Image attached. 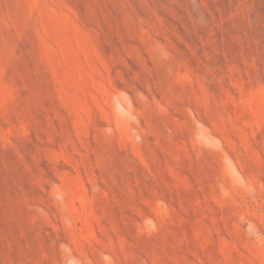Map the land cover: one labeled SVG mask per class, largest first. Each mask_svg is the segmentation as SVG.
Listing matches in <instances>:
<instances>
[{
	"label": "rangeland",
	"instance_id": "rangeland-1",
	"mask_svg": "<svg viewBox=\"0 0 264 264\" xmlns=\"http://www.w3.org/2000/svg\"><path fill=\"white\" fill-rule=\"evenodd\" d=\"M0 264H264V0H0Z\"/></svg>",
	"mask_w": 264,
	"mask_h": 264
}]
</instances>
